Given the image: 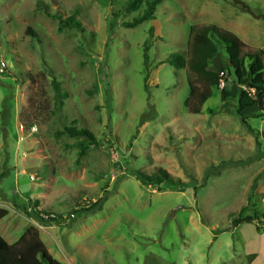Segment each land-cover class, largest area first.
<instances>
[{"label":"rangeland","instance_id":"374dc122","mask_svg":"<svg viewBox=\"0 0 264 264\" xmlns=\"http://www.w3.org/2000/svg\"><path fill=\"white\" fill-rule=\"evenodd\" d=\"M143 9L128 13L127 0H0V208L8 210L0 234L12 243L35 227L64 264H264V174L252 191L264 172V116L246 118L258 149L220 89L191 114L194 77L168 61L174 52L188 58L196 25L264 52V0H163L153 20L123 26ZM71 14L83 35L59 28L56 15ZM234 79L232 71L236 93ZM69 126L104 142L82 154L81 140L62 134ZM230 161L249 164L212 174ZM135 171L193 185L160 189ZM104 195L102 210L82 211ZM250 196L245 215L258 217L233 227ZM32 210L59 222L40 225Z\"/></svg>","mask_w":264,"mask_h":264},{"label":"trees","instance_id":"16d2710c","mask_svg":"<svg viewBox=\"0 0 264 264\" xmlns=\"http://www.w3.org/2000/svg\"><path fill=\"white\" fill-rule=\"evenodd\" d=\"M163 0H127L128 13L140 11L142 14L135 17L131 22L123 23L125 28H136L140 24L151 21L155 17L156 8ZM50 16V15H49ZM59 28L74 30L81 35L85 33V28L78 20L76 14L69 16L56 15ZM28 34L36 37L37 35L31 30ZM220 57L225 68L220 71L211 69L214 59ZM168 61L175 69V72L180 69H186L189 74L194 77L193 80L188 81L189 96L185 102V108L191 114H199L201 107L211 99L212 90L220 89V98L222 102L228 99H233L235 104L228 105L232 108V113L238 117L242 124L248 127L249 132L256 136V146L260 149V142L258 140V132L255 134L254 130L249 128L246 118L248 116L261 117L264 116V52L253 48L244 43L240 38L230 31L219 28L215 25L206 26H192L189 36V56L185 58L181 52L171 53ZM234 73L233 87H237L236 93H233L231 86L228 84V76ZM224 72L226 78L224 80V88H220L221 78L220 74ZM106 83L104 87L105 103L111 113L112 93L108 76H105ZM53 85L60 95V84L56 79H53ZM200 85V87H199ZM245 86L256 91L255 98H248L245 91L240 89ZM257 108V111L252 114H244L245 110ZM108 134L112 136L111 124L107 127ZM62 134H66L77 140H81L80 147L82 154L90 147H99L102 145V140L98 139L93 133L86 128H78L76 126H69L64 129ZM113 138V137H112ZM111 140V139H110ZM111 145V144H110ZM260 155L264 152H259ZM249 164L248 161H230L223 162L215 172L212 174H219L223 169H231ZM138 177L140 181L145 184L155 185L160 189L171 188H186L190 187L192 183H181L180 181H173L170 175L161 171L157 174L145 175L139 171L131 172ZM210 173V172H209ZM211 174V173H210ZM264 172L259 174L254 181L252 191L257 187L258 181L263 176ZM195 184V188H196ZM107 195L102 196L98 201L90 206L82 208L85 213H94L102 210ZM249 205L244 208L238 219L234 220L233 227H237L243 222H253L258 216L250 217L245 215L248 207L252 204V196L248 199ZM255 207V206H254ZM28 213L29 217L33 218L40 225H49L59 220L50 215L42 216L40 213ZM8 215V210L0 208V221ZM255 255L248 257L249 262L255 259ZM0 264H64L55 259L45 247L40 238L39 230L35 227H29L22 234L19 240L13 244H9L0 235Z\"/></svg>","mask_w":264,"mask_h":264},{"label":"built area","instance_id":"2783aa9c","mask_svg":"<svg viewBox=\"0 0 264 264\" xmlns=\"http://www.w3.org/2000/svg\"><path fill=\"white\" fill-rule=\"evenodd\" d=\"M6 69H7L6 61L3 58H0V73L4 74L6 72ZM220 78H221L220 88H224V86H225L224 80L226 78V74L224 72H221ZM240 89L245 91V95L248 98H255L256 97V91L255 90L249 89V88H247L245 86H241Z\"/></svg>","mask_w":264,"mask_h":264},{"label":"crops","instance_id":"0c3cea01","mask_svg":"<svg viewBox=\"0 0 264 264\" xmlns=\"http://www.w3.org/2000/svg\"><path fill=\"white\" fill-rule=\"evenodd\" d=\"M214 64L213 65H211V69L212 70H215V71H220L221 69H223V68H225V65L222 63V61H221V58L220 57H218V58H216V59H214ZM1 235V234H0ZM2 236V235H1ZM3 237V236H2ZM4 238V237H3ZM5 239V238H4ZM6 240V239H5ZM19 240V239H18ZM18 240H16L15 242H17ZM7 241V240H6ZM9 244H13V243H15V242H9V241H7Z\"/></svg>","mask_w":264,"mask_h":264}]
</instances>
